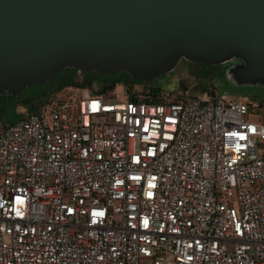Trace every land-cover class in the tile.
Returning a JSON list of instances; mask_svg holds the SVG:
<instances>
[{"label":"built area","instance_id":"2783aa9c","mask_svg":"<svg viewBox=\"0 0 264 264\" xmlns=\"http://www.w3.org/2000/svg\"><path fill=\"white\" fill-rule=\"evenodd\" d=\"M119 85L0 125V264H264L250 102Z\"/></svg>","mask_w":264,"mask_h":264},{"label":"water","instance_id":"95a60500","mask_svg":"<svg viewBox=\"0 0 264 264\" xmlns=\"http://www.w3.org/2000/svg\"><path fill=\"white\" fill-rule=\"evenodd\" d=\"M184 58L264 86V0H0V93L67 68L150 80Z\"/></svg>","mask_w":264,"mask_h":264},{"label":"rangeland","instance_id":"374dc122","mask_svg":"<svg viewBox=\"0 0 264 264\" xmlns=\"http://www.w3.org/2000/svg\"><path fill=\"white\" fill-rule=\"evenodd\" d=\"M224 66L225 64L212 65L192 62L184 58L168 73L150 80L134 78L124 71L112 74L99 72L93 74L92 71H88L82 72L81 78L86 75L96 77L94 88L101 87L105 81L120 79V83H126L131 92L139 91L140 93L162 89L164 93L170 94L189 89L190 95L193 96L215 90L231 100L247 99L252 105L251 119L259 120L261 115L264 116V86L238 85L230 79L227 70L223 69ZM64 73L65 70L51 81L32 84L20 93H0V125L6 127L25 118L31 104L37 107L43 106L54 96L65 101H75L78 97L91 92V89L85 86L74 88L62 85ZM119 84L115 89L122 90Z\"/></svg>","mask_w":264,"mask_h":264},{"label":"trees","instance_id":"16d2710c","mask_svg":"<svg viewBox=\"0 0 264 264\" xmlns=\"http://www.w3.org/2000/svg\"><path fill=\"white\" fill-rule=\"evenodd\" d=\"M91 73L95 74V71H92ZM81 74H83V73L79 72L75 68H67V69H65V73H64L65 77L61 81L62 85H65V86H68V87L71 86V87H74V88L85 86V87H87L89 89L94 90L96 93H103V92H108V91L114 90L117 87V85L121 82L120 79L105 81L104 84H102L101 87L97 86L96 88H94L93 86L96 84L95 83L96 82V79H95L96 77L91 76V75H86V77H82L81 78V76H83ZM126 74H128V73H126ZM78 75H80V76H78ZM134 92H132V93H134ZM215 92L216 91L214 90L211 93H215ZM135 99L160 102V101H165V100H176V99H178V96H177L176 92L168 94V93H164L162 91V89H158V90H155V91H146L144 93H140V97L136 96ZM40 107L41 106L37 107L34 104H31V108L29 107V112H36ZM250 110L252 111V105H250ZM259 121L264 123V116L261 115L259 117Z\"/></svg>","mask_w":264,"mask_h":264},{"label":"snow or ice","instance_id":"6c2138e0","mask_svg":"<svg viewBox=\"0 0 264 264\" xmlns=\"http://www.w3.org/2000/svg\"><path fill=\"white\" fill-rule=\"evenodd\" d=\"M101 215H102V213H101ZM146 223V222H145Z\"/></svg>","mask_w":264,"mask_h":264}]
</instances>
